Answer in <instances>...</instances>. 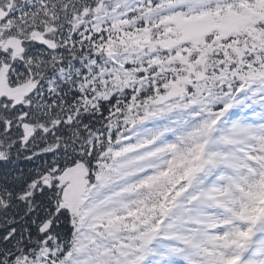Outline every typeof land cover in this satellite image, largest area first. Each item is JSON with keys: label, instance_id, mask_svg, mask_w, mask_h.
<instances>
[{"label": "snow or ice", "instance_id": "1", "mask_svg": "<svg viewBox=\"0 0 264 264\" xmlns=\"http://www.w3.org/2000/svg\"><path fill=\"white\" fill-rule=\"evenodd\" d=\"M0 264H264V0H0Z\"/></svg>", "mask_w": 264, "mask_h": 264}]
</instances>
